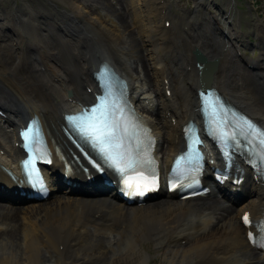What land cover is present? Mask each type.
I'll list each match as a JSON object with an SVG mask.
<instances>
[{"label": "bare ground", "instance_id": "6f19581e", "mask_svg": "<svg viewBox=\"0 0 264 264\" xmlns=\"http://www.w3.org/2000/svg\"><path fill=\"white\" fill-rule=\"evenodd\" d=\"M69 1L73 12L85 14L89 27L74 16L76 19L70 23L57 24L48 14L45 21H40L14 13L11 19L6 16L0 22V105L6 107L4 112L8 114L5 118L0 116V167L18 170L17 160L22 153L14 144L18 141L16 130L27 115L36 113L40 117L52 147L64 143L62 113L78 109L79 102L90 99L96 91L93 80L87 75L93 50L97 56L89 65L98 60L112 64L128 79L129 97L134 105L142 94L155 103L153 108L144 105H140L141 109L135 108L157 138L161 164L167 165L180 148L182 124L196 118L194 108L198 99L190 97L193 87L196 89L198 85L193 50H198L208 60H217L211 80L214 87L248 114L264 119V85L257 82L255 73L249 74L243 66L245 59H241L236 47L240 34L229 23L230 14L223 17L225 21L217 18L218 24L212 22L214 30L221 31L217 32L221 39L204 28L199 30L201 34L196 31L182 34L184 39L179 41L165 26L159 27L160 35H151L153 27L149 25L143 34L144 40L147 39L145 47L149 46L146 65L141 62L142 58L135 63L124 54L126 50L134 54L140 46L135 41L127 46L123 40L119 41L114 26L123 25L124 13L119 12V17L114 19L96 1L94 5L105 14L106 22L101 16H93L89 6L81 1ZM162 7L165 8L164 4ZM8 25L13 32L5 29ZM256 29L264 51V27L259 25ZM105 37L113 45L107 43ZM161 41L168 48L165 57L172 56L178 66L184 65L183 72L159 53ZM179 46L185 49L184 53L177 51ZM44 48L46 54L42 53ZM138 55L135 53V57ZM249 64L254 65L249 67L254 69L252 72H264V52L262 60ZM170 73H178V76ZM181 75L188 77V83L180 79ZM260 78L264 81V75ZM87 88L91 90L88 92ZM67 91L71 92L70 98ZM18 110H22L20 114L24 117L17 120L12 133L3 131L1 121L11 124V118L20 115ZM53 161L52 173L63 171L58 160ZM67 175L83 176L72 172ZM56 181L52 188L58 187ZM0 183L10 189L17 181L0 168ZM88 188L81 187L78 189L81 194L63 196L50 204L20 207L0 204V226L4 225L0 229V241L4 242L0 264H20L24 255L28 264H146L148 254L141 244L153 241L152 238L155 245L163 249L165 264H264V255L252 249L240 221L246 210L255 219L263 215L264 189L259 181L247 180L243 187L244 201L234 207L220 201H177L171 196L152 205L128 207L118 202L111 191L99 194ZM235 188L237 186L230 189ZM2 193L9 202L22 204L24 201L9 190ZM123 221L127 226L123 227ZM152 231L155 233L151 234Z\"/></svg>", "mask_w": 264, "mask_h": 264}, {"label": "rangeland", "instance_id": "374dc122", "mask_svg": "<svg viewBox=\"0 0 264 264\" xmlns=\"http://www.w3.org/2000/svg\"><path fill=\"white\" fill-rule=\"evenodd\" d=\"M82 2V4H86L89 6L90 11L92 12L93 16H101L103 17L104 21L108 22L106 20V16L103 13H100L99 7H102L104 11H108L111 13V16L114 19H117L119 17V12L124 13V21L123 25L114 26V29L119 34V41L122 40L127 46L129 43L135 41L136 43H140V46L137 47V52L140 54L135 57L134 54L128 50L124 51V54L129 58L130 61H133L137 63V60L139 58H142L143 63H148V56H147V48L149 46L145 47L147 44V39L144 40V30L149 25H151L152 33L159 34V27L162 26L163 20L165 18V15L168 13L160 11L159 9V1L160 0H106L103 3L100 0H79ZM96 1L100 3V6L98 7L96 4ZM166 4V8L168 9V12L170 15L167 17L171 20L172 26L170 27L171 32H173L174 39L179 38V41H182L184 38L182 37V34H186L187 32L196 31L198 34H201L199 30L207 28L209 30V33L214 32L217 37H220V35L215 31L213 27V23H219V20L217 18L225 21L223 17H228L230 14L232 26L235 28L237 32H239L240 37L239 41L241 43V52L245 54L246 57H248L250 60H262L263 58V50L257 48V43L261 45L260 41L261 38L257 34V29L259 25H264V0H162ZM118 2V3H117ZM161 9H165L162 7ZM105 7V8H104ZM98 10V11H97ZM7 12L5 16L2 14ZM227 12V14H225ZM18 13L19 16L24 17L28 20H36L39 19L40 21L44 19L46 20V14H48L50 17L55 19L59 24L61 21H64V23H70L69 21H72L73 19L79 20L85 27H89V23L87 22V17L85 14H77L76 12L72 11L71 3L69 0H0V20L4 19L6 16H9L8 19H11L10 15ZM113 14V15H112ZM72 16L76 17L73 18ZM116 16V17H115ZM127 19V20H126ZM139 19V20H138ZM7 21V20H5ZM9 24H11L9 21H7ZM52 24H55L54 22H51ZM205 23V24H204ZM57 24H55L57 26ZM187 35V34H186ZM224 34L222 33V36ZM128 36V39H127ZM251 37L252 42H249L248 39ZM260 40H257V38ZM105 41L109 44H112V41L105 37ZM234 42V40H233ZM161 47L159 49V53L162 54L165 58V60L168 63L176 64L175 58L172 56L165 57V53L167 52L168 48L164 46L163 41H161ZM113 45V44H112ZM262 46V45H261ZM237 50L239 49V43L237 44ZM177 51H182V53L185 52V49H182V47H177ZM194 51V50H193ZM239 52V51H238ZM43 54L47 53V49L42 50ZM132 53V54H131ZM193 55V52H191ZM96 54V51H91L90 53V60L94 59ZM132 55L134 57H132ZM242 56L241 54H239ZM177 57V56H176ZM195 60V59H194ZM51 61V60H50ZM47 62H49L47 60ZM256 61H249V63H255ZM135 63H131L135 64ZM248 63V64H249ZM89 65V64H88ZM245 67V64H243ZM45 67V66H44ZM148 67V66H147ZM176 68L181 72L184 70V65L178 66L176 64ZM189 69L188 71H190ZM249 74H253L254 72L248 71ZM256 73V72H255ZM177 77L178 73H170L171 76ZM264 74V72H262ZM180 79L184 83H188V77L186 75H181ZM261 80L257 79V82L260 84ZM255 83V82H254ZM175 85V83H174ZM194 89V87H193ZM190 97H194L193 91L190 93ZM156 98V96H154ZM3 105V104H1ZM4 106V105H3ZM5 107V106H4ZM7 128V129H5ZM11 130V127L8 126V124H3V131L8 132ZM159 151V149H158ZM65 196H76L75 194L70 193H64L60 192L57 193L54 197L48 199L43 204H50L54 203L56 200H58L61 197ZM165 199V197H160L157 200L152 201V204L158 203L159 201ZM223 201L222 199L217 198L216 196L212 197L210 201ZM9 201V200H7ZM7 201H1L0 204H3L5 206H16L20 207L22 206L21 203H11ZM204 201V200H202ZM201 200H198L197 202H202ZM205 201V202H210ZM224 202V201H223ZM226 203V202H225ZM27 204H40L37 202H28ZM151 205V203H150ZM4 226V225H3ZM0 226V229L1 227ZM124 227V226H123ZM146 235V232H145ZM44 239V237L42 238ZM148 241V242H147ZM142 242V249L148 254L149 262L146 264H165L163 261V249L155 245V242L147 240ZM139 243V241H137ZM3 241H0V255L3 251ZM62 248V246H60ZM17 253V252H16ZM46 258L48 259L46 249H43L42 252ZM20 259V264H28L25 263L26 255ZM144 264V263H139Z\"/></svg>", "mask_w": 264, "mask_h": 264}, {"label": "snow or ice", "instance_id": "6c2138e0", "mask_svg": "<svg viewBox=\"0 0 264 264\" xmlns=\"http://www.w3.org/2000/svg\"><path fill=\"white\" fill-rule=\"evenodd\" d=\"M101 117L104 116L103 113L100 114ZM90 128L93 132L97 133V139L98 140H102L104 137H111L113 135L114 129L112 127L109 126V124L106 122V117L101 119L98 117H93V122L90 123ZM253 126L249 123V128H252ZM259 135L264 137V130H261L259 132ZM261 143H264V140L261 141ZM133 163L132 161H130L127 165V167L131 168L133 167ZM123 171V170H121ZM142 175V174H141ZM247 219V218H245ZM250 238L252 237V234L250 233ZM262 240H264V237L261 238ZM261 246H264V244H261Z\"/></svg>", "mask_w": 264, "mask_h": 264}, {"label": "water", "instance_id": "95a60500", "mask_svg": "<svg viewBox=\"0 0 264 264\" xmlns=\"http://www.w3.org/2000/svg\"><path fill=\"white\" fill-rule=\"evenodd\" d=\"M207 85V84H206Z\"/></svg>", "mask_w": 264, "mask_h": 264}]
</instances>
